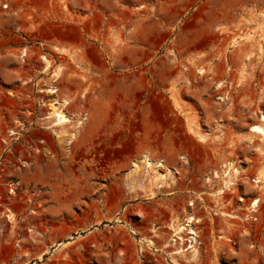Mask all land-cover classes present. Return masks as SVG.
<instances>
[{
  "label": "rangeland",
  "instance_id": "rangeland-1",
  "mask_svg": "<svg viewBox=\"0 0 264 264\" xmlns=\"http://www.w3.org/2000/svg\"><path fill=\"white\" fill-rule=\"evenodd\" d=\"M15 9H0V110L9 126L19 116L24 139L32 127L45 143L13 177L23 190L0 212V264H264V195L251 180L264 172V136L251 131L264 116V0H17ZM43 57L52 69L41 75ZM53 86L70 119L57 131L76 135L63 145L45 129ZM139 99L151 168L129 158ZM228 163L241 174L219 193L214 172ZM252 199L261 202L251 234ZM188 213L203 243L176 255L169 225Z\"/></svg>",
  "mask_w": 264,
  "mask_h": 264
},
{
  "label": "built area",
  "instance_id": "built-area-1",
  "mask_svg": "<svg viewBox=\"0 0 264 264\" xmlns=\"http://www.w3.org/2000/svg\"><path fill=\"white\" fill-rule=\"evenodd\" d=\"M17 0H0V9L4 12H11L15 11ZM26 52L25 55L22 57V52ZM21 52V60L24 64H29V57L27 50H23ZM41 75L42 72H40ZM27 82H34L37 81L38 78H35L34 76L27 77ZM1 100V98H0ZM2 109V107H0ZM5 115L3 110H0V212L4 210H13V208L10 207L12 202H14V198H16L21 190H23V185H21L20 182L14 181L13 177L15 176L16 171H20L21 167L25 168L27 166L34 165L35 163V156L36 152L38 151V148L36 147L37 141L41 143H45L44 139H38L36 135L32 132V127L26 130V139H24L23 131H24V125L20 123L19 116L15 115L13 116L14 122L16 123L13 126L6 125V121L4 119ZM264 116H259V123L264 124ZM20 123V126L17 124ZM263 136V135H262ZM254 160H250V164L253 165ZM253 167V166H252ZM240 171V170H239ZM243 172H245L243 170ZM241 172L237 175H240ZM10 176V177H9ZM237 177V176H236ZM254 185H256V178L251 179ZM235 185V182H234ZM232 185V186H234ZM256 200H259V204L254 207V203ZM240 201H243L240 200ZM260 202L261 199H252L250 205L248 206L247 210L248 213L244 215L243 217V223L245 230H247L249 233H256L258 229V223L260 220ZM191 216L193 218H196L194 216V213H191ZM186 217L184 218V220ZM198 222L193 223V228L196 230L195 225L200 222V220L197 219ZM187 224V223H186ZM198 235V242L191 241L189 239V235H182L184 237V242H176L173 244L176 248V252L174 254L176 255H183V253L187 252L188 250H194L199 248V246L202 245V241L200 239L199 232L196 230ZM264 232V228L262 230ZM250 234V235H251ZM223 237H220L222 239ZM229 242H233L232 239L228 240ZM236 241L233 242V244L236 245ZM195 264H200L196 262ZM211 264H216L212 262ZM221 264V263H217Z\"/></svg>",
  "mask_w": 264,
  "mask_h": 264
},
{
  "label": "bare ground",
  "instance_id": "bare-ground-1",
  "mask_svg": "<svg viewBox=\"0 0 264 264\" xmlns=\"http://www.w3.org/2000/svg\"><path fill=\"white\" fill-rule=\"evenodd\" d=\"M126 47L120 48V52L121 53H120V55L118 57V60L115 62V64L117 66H119V67H121V65H126V61L123 59V57H122L123 60L121 59V55L126 53L125 52L126 49H127ZM25 53H26L25 51L22 52V57L25 55ZM69 55H72V54L69 53ZM43 61L45 63V67H44V71L42 72V74H47L52 69V62L46 57H43ZM61 74H62V69L58 70L55 73L54 77H56L57 80L53 79L54 82L52 81V83H50V84L52 85L53 83H56V81H58L62 77ZM73 79H74L73 77L72 78L69 77L68 80H67L68 92H69L70 95H72L71 93H75L76 92L75 89H74V85H76L78 83L77 80H73ZM143 90L141 89V98L144 97L143 96ZM47 92H48V94L50 96L54 97V99L51 100L52 103L50 104V114L46 118V120L48 122L45 124V129L50 131V133H52L58 139V141L61 140V143L63 145V144H65L64 142H67V139L64 140V138L67 137V135L66 134L63 135V133L61 131L60 132L57 131V129L59 127L60 128L66 127V124L70 122V119L68 118L67 114L63 110L64 105H67V103L66 102L62 103V102L58 101V99L56 98V95L58 93V89L55 86H53V88L51 87L49 90H47ZM139 100H142V99H139ZM126 102H128V101H126ZM139 104H140V106L138 105L140 107L139 108L140 110L138 111L139 116L136 114L137 117H139L138 118V123H137V127L139 129L138 140H137V144L135 145L136 147L134 146L135 147L134 149L131 148V155L129 156V158H132V157L139 158V159L142 160L143 164H145V165H147L148 167L151 168L153 166V164L148 159L147 155L145 154V145H144V140H145L144 139V125H145V119H146V112H145V105H144L145 103L142 100V102L139 103ZM262 118H264V117H262ZM251 131L254 132V133H257V134H260V135L264 136V128H262L259 125H256V126L252 127ZM75 139H76V135H72V136L69 135V140L70 141L71 140H75ZM134 141H136V140H134ZM69 142H67V143H69ZM66 147H67V145H66ZM69 150L70 149L67 147L66 151L68 152ZM139 168H140L139 166H136L135 167V172H138ZM161 168H164V165L162 163H160V162L157 163L156 164V169H157V172H159V174H160L159 178L161 179V181L163 183L164 181L167 180V177H166V175L164 173H160L159 169H161ZM239 173H240V171L235 168L234 163H228V164L224 165L222 167L221 172H214L215 178L219 179L222 182V190H220L219 193H222L223 190H225V189L229 188L230 186L234 185L235 178H236L237 174H239ZM168 174H169L170 181L173 182L175 180V174L176 173L173 170H169ZM255 181H256L255 188L258 189L259 191H261L263 193V195H264V172H262L256 178ZM258 204H259V200H256V202L254 203V207H256ZM194 222H198V221H197L196 218H193L191 216V213H188V215L186 216V219L183 220V221L175 219L173 221V223H171L169 225L172 228L173 232H174L173 237L176 238V239L172 238L171 242H174V243H176L178 241L184 242L185 241L184 237H182V235H184V234L187 235V236L189 235L190 236L189 239L191 241L198 242L197 232L193 228V223ZM167 247H168V245H167Z\"/></svg>",
  "mask_w": 264,
  "mask_h": 264
}]
</instances>
